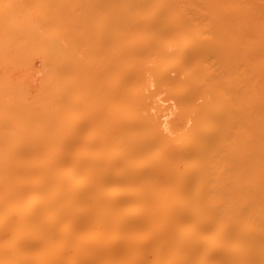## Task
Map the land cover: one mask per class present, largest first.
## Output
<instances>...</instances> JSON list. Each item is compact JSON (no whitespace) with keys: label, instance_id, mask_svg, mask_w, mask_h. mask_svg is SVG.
Masks as SVG:
<instances>
[{"label":"bare ground","instance_id":"6f19581e","mask_svg":"<svg viewBox=\"0 0 264 264\" xmlns=\"http://www.w3.org/2000/svg\"><path fill=\"white\" fill-rule=\"evenodd\" d=\"M0 264H264V0H0Z\"/></svg>","mask_w":264,"mask_h":264}]
</instances>
